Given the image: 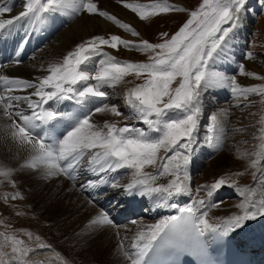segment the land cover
I'll use <instances>...</instances> for the list:
<instances>
[{
	"label": "rangeland",
	"instance_id": "rangeland-1",
	"mask_svg": "<svg viewBox=\"0 0 264 264\" xmlns=\"http://www.w3.org/2000/svg\"><path fill=\"white\" fill-rule=\"evenodd\" d=\"M8 2L0 0V7ZM20 2L17 4L18 9L22 7L20 11L26 13L36 2L35 12L39 14L44 9L42 15L48 14L49 22L62 24L41 46L42 54L27 60L31 64L40 61L46 64L43 60L55 53L53 49L60 45L58 40L65 29L76 24L79 17L59 19L55 13L63 4H57L56 0ZM97 3L89 7V12L97 14L98 20L112 28L106 31L97 27L92 34L87 31L79 40L65 46L70 49L62 55L60 65L64 66L57 72L61 78L69 74L75 78L88 76L92 79L89 88L99 76L115 84L94 87L92 93L105 94L106 104L112 111L109 128L102 136L105 140L113 137L110 148L124 165L123 181L118 185L157 174L175 179L183 165L191 177L192 189L204 187L214 193L232 191V196L225 193L219 200L222 204L216 206L237 202L242 189L251 186L256 178L264 177V0H113L121 11L130 14L131 22L134 17L144 20L143 33L131 22L112 13L109 16L105 5L101 13ZM249 7L252 12H244ZM18 20L27 22L24 17ZM28 22L32 23L28 27L33 29L42 23L37 21V16L34 22L33 19ZM237 37L244 42L240 64L250 62L262 75H256L251 85L241 86L234 80L240 68L236 65L228 72L231 79L225 83L230 94L207 93L204 85L209 64L215 57L219 56L221 61L223 54H229L231 43ZM221 111L227 116L225 135L218 146H212L216 136L213 129L218 127L214 120L219 119L217 115ZM200 115L201 122H197ZM177 117L175 122L171 121ZM132 129L137 132L132 133ZM149 130L155 134H148ZM194 132L195 142L191 143ZM132 139L135 140L129 141ZM153 140L158 141L152 143ZM151 143L153 146L149 147ZM88 155L85 153L83 160ZM143 157L149 159L142 163ZM1 159L0 264H23L19 255L21 248L31 254L50 245L45 231H40L43 223L35 220L28 197L21 194L10 168ZM232 160L236 161L234 166ZM210 163L217 168L211 174ZM201 178L204 185L196 184ZM115 226L121 227V224Z\"/></svg>",
	"mask_w": 264,
	"mask_h": 264
},
{
	"label": "bare ground",
	"instance_id": "bare-ground-1",
	"mask_svg": "<svg viewBox=\"0 0 264 264\" xmlns=\"http://www.w3.org/2000/svg\"><path fill=\"white\" fill-rule=\"evenodd\" d=\"M20 1L9 0L8 4L3 5L4 9L0 14V34H9L10 31L22 35L23 38L32 34V42L36 37L42 36V46L45 45L47 37L38 31L39 28L25 27L28 33L22 34L15 24L14 20L20 16L26 17L27 22L35 17L33 12L36 9H26V13L20 11L22 7L18 9L20 5L17 4ZM56 3L63 4L55 13L59 19L79 18L76 20L77 25L74 24L75 29H70L74 25L65 29V34L58 40L60 45L53 49L55 53L43 60L46 64L40 61L32 65L27 61L42 54L43 47L41 49L40 46L38 48L41 50L36 48L35 52L32 51L26 62L17 64L14 61L0 65V158L10 168L17 182V188L22 191L21 194L28 197L35 220L43 223L40 231H45L50 245L31 254H27L24 248H21L19 255L22 263L139 264L143 253L156 234L166 222L183 209L194 211L198 223L206 231L217 228L237 238L244 237L243 242L256 245L258 237H264V177L262 176L239 192L237 202L223 206L216 205L222 204L219 200L225 193L232 196V191L227 189L224 192L214 193L207 192L204 187L192 189L191 177L186 174L183 165L175 179L157 174L142 180L129 179L127 184L118 185L123 181L124 165L110 148L113 137L105 140L107 138L103 139L102 136L109 128L112 111L107 106L108 103L106 104L107 97L104 93H101L104 96L92 93L94 87H114L115 84L111 79L99 76L93 81L94 86L91 85L93 87L89 88L92 80L90 77L75 78L74 74H69L61 78L57 69L64 66V64L60 65L61 57L70 49V46H65L79 40L81 36L87 34V31L92 34L97 27L106 31L112 28L98 20L97 14L91 15L89 7L97 3L99 11L103 13L105 5L109 16L112 13L128 23L131 22L130 14L123 12L125 10L121 11L113 4V0H62L61 2L56 0ZM27 6L30 7L29 4ZM250 7L244 12H252ZM42 10L41 12L45 11ZM41 12L36 16H43L42 22L45 26L43 31L51 37L62 24L57 22L51 26L47 15H42ZM134 18V22L131 23L143 33L144 20ZM47 25L49 27H46ZM243 45L244 42L237 37L231 43L229 54H223L224 58H221V61L219 56L212 60L204 85L207 93L214 92L215 96L230 94L231 91L225 89L227 86L225 83L231 79L228 72H232L236 65L240 68L238 77L234 80L241 86L251 85L252 79L257 78L256 75H262L261 71L253 67L250 62L245 61L240 64V56L244 54ZM232 56H235L234 59ZM239 90L240 88L235 92ZM63 102L66 103L62 105ZM197 102L202 105L204 103L201 100ZM66 106H69L70 112L79 110L81 117L76 121V125L65 130L64 136L62 134L57 139V141L61 140L59 148L51 150L41 143L37 129L40 125L53 120L54 127L62 131L69 124L61 110ZM201 116L198 117L197 122H201ZM217 116L219 119L214 120V125L218 127L213 129L216 130L213 133H216V136L213 137L212 146H218L225 135L226 113L221 111ZM177 119L171 121L175 122ZM37 121H41V124H36ZM137 121H140V118ZM163 130L165 132V128ZM133 132L137 130L132 129ZM148 134L153 135L155 132L149 130ZM195 134V132L192 134L191 143L195 142ZM133 140L135 139L129 141ZM156 141L158 140H153L152 143ZM152 143L149 147L153 146ZM174 148L179 147L171 149ZM184 151L186 152V149ZM85 153L89 155L83 160ZM180 156L186 158L182 154ZM148 159L145 157L140 161L143 163ZM234 161H231L233 166L236 162ZM188 168L190 169V164ZM208 170L211 174L217 168L212 167L210 163ZM196 184L204 185L203 179H199ZM193 200L197 201L195 207L191 206ZM138 210L142 211L140 216L136 214ZM126 215L131 216L130 220L121 223ZM118 221L121 227L125 224L126 226L123 228L115 226L118 225Z\"/></svg>",
	"mask_w": 264,
	"mask_h": 264
}]
</instances>
